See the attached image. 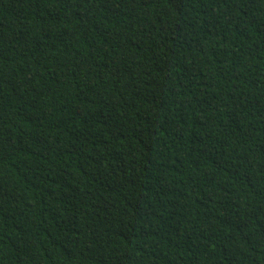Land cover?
Instances as JSON below:
<instances>
[{
  "label": "trees",
  "instance_id": "obj_1",
  "mask_svg": "<svg viewBox=\"0 0 264 264\" xmlns=\"http://www.w3.org/2000/svg\"><path fill=\"white\" fill-rule=\"evenodd\" d=\"M0 264H264V0H0Z\"/></svg>",
  "mask_w": 264,
  "mask_h": 264
}]
</instances>
